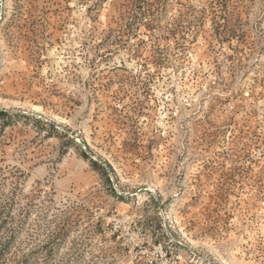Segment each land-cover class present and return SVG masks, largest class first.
<instances>
[{"label": "rangeland", "instance_id": "obj_1", "mask_svg": "<svg viewBox=\"0 0 264 264\" xmlns=\"http://www.w3.org/2000/svg\"><path fill=\"white\" fill-rule=\"evenodd\" d=\"M0 264H264V0H0Z\"/></svg>", "mask_w": 264, "mask_h": 264}, {"label": "built area", "instance_id": "obj_2", "mask_svg": "<svg viewBox=\"0 0 264 264\" xmlns=\"http://www.w3.org/2000/svg\"><path fill=\"white\" fill-rule=\"evenodd\" d=\"M155 250L160 254L162 258H164L167 261V255H168V247L163 246L162 244H159ZM181 259V258H180Z\"/></svg>", "mask_w": 264, "mask_h": 264}]
</instances>
